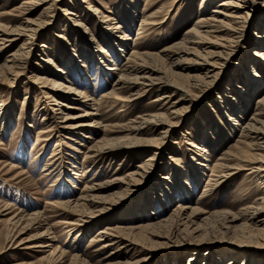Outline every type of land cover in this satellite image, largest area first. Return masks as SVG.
Listing matches in <instances>:
<instances>
[{
  "label": "rangeland",
  "instance_id": "rangeland-1",
  "mask_svg": "<svg viewBox=\"0 0 264 264\" xmlns=\"http://www.w3.org/2000/svg\"><path fill=\"white\" fill-rule=\"evenodd\" d=\"M26 1L35 0H0V32L3 28L21 27L25 18H39L42 9L48 5L47 1V3L42 2L25 14L24 7L29 4ZM199 1H49L52 2L47 18L50 19V23L42 25L36 35L30 38L31 42L25 45V47L30 45L26 58L29 62L28 68L22 71V74H18L16 79L1 72L3 70L0 68V102L4 103L2 113L0 112L2 116L0 119V160L3 161L0 162V264L20 262L80 264L73 262L69 256L61 258L60 261L50 259L49 252L52 249L50 246L42 247V245L50 242L62 246L66 239L69 242L68 246L73 242L76 238V228L68 236L66 229L72 227L69 222L78 218V213L72 214L64 209H52L48 202L77 198L84 184L91 183H102L103 186L96 190L97 194L103 198H113V200L106 204L108 208L105 211L99 213L98 216L89 217L86 219L87 222H84L82 234L73 242V244L78 243L82 251L93 250L104 243L103 239L93 243L89 241L90 236L106 224L129 225L139 222L147 223L156 220V217L164 218L172 214L177 202L180 201L188 206L199 207L205 212L193 221L195 224L192 227L200 223L201 219H205L207 223L213 224L214 229L216 228V237L222 241L216 248L209 244L198 247L197 260L193 264H203V261L206 264H227L230 256L219 261L222 259L221 251L230 250L227 248L229 247L227 243L223 241L236 240L234 231L219 235L222 220L220 217L213 218L212 216L211 218L206 214L226 213L231 216L243 208L253 207L255 202L259 201L258 197L264 196V171H259V175L253 172L260 162H252L250 152L243 149L237 141L243 131L242 125L249 121L253 114L258 97L264 96V59L251 57L257 45L252 44L257 41L254 34L264 30V24H262L264 22L260 19L263 16L261 9L256 7L255 11L250 12L244 23L243 36L232 44L233 46H228L231 47L228 52L235 49L234 55L231 53L227 58V55L223 54L221 68L212 79L206 82L199 81L200 83L196 86H191L193 82L191 75L198 74V78H203L201 77L203 71L191 68L176 69L180 76L171 77V79L176 83L185 84L188 90L184 94L186 99L176 105L183 112L178 119L173 120L175 125L172 130L166 135L163 134V137L160 136L161 132H158L163 131V128H158L157 132L155 131L152 135L134 136L136 139L159 138L154 142L157 146L129 143L130 146L122 147L120 150L133 148L138 151L128 158H117L111 162L101 158L91 163L85 157V154L91 153L89 148L97 141L100 143L108 138L120 137L119 141L114 142L116 143L121 140L126 141L128 137L133 136L132 134L124 136L128 134V130H124V127L130 123L129 121L135 120L137 115L144 116L165 110L167 105L163 107L162 101L155 100L161 91L156 87L139 96L132 95L133 99L127 103L114 96L105 97L104 93L112 89L118 76L117 70H108L106 66H113V62H118L122 66L127 55L133 50L149 54L148 59L151 63L162 65L160 61H157L158 56L162 54V49L181 40L185 31L192 26L198 15ZM213 1L207 4L205 13H210L209 11L221 0ZM88 5L97 10L87 9ZM145 6L150 11L159 9L158 20L161 21L145 26L140 37L137 38L136 32L141 19V10ZM68 10L74 14L66 13ZM104 15L112 19L101 22V19L105 18ZM75 20L80 24L71 25L70 22L73 23ZM116 22H119L121 26L114 29ZM125 37L128 39L125 40ZM24 41L22 37L17 41H7L3 45L0 50V67L6 59L11 58L9 54L15 52ZM101 47L104 48L103 51L99 50ZM201 49H199L200 52ZM227 50L225 49L226 52ZM48 57L55 63L47 65ZM252 62L254 65L258 64L255 71L259 76L255 78L262 85L259 91H253L249 85H246L247 81L242 69L243 66L248 69ZM41 64L42 68L52 70L60 68L62 72H65V74L60 73L63 83L73 84L74 88L88 94L99 103L103 98L101 103L93 104V100H90L88 105L78 103L73 96L70 95L69 98V93H62V96L55 94L48 99L41 96L42 89L34 83L35 77L33 76L42 74L35 71ZM186 74L189 75L186 76ZM119 94L125 97L128 92L120 91ZM56 97L69 106L54 105L55 100L51 99ZM76 97L83 98L78 95ZM176 98L177 95L172 99ZM89 111L96 112L97 114L93 116H97V119L101 121L96 130L92 132L93 139L83 138L82 131L70 132L58 126L49 133L47 132L48 140H44L45 143L43 142L35 149L37 131L44 127L48 119L49 124L54 118L60 120L65 116L72 117L67 122L85 120L91 116L85 114ZM43 116L46 118L43 119ZM3 117L8 122V124L4 122L7 124L6 129L3 126ZM55 148H57V154L51 156ZM229 149L240 152L239 159L232 162L242 164L245 169L234 170V173L222 182H218L208 192L206 191V195H203L202 191L212 173V166L216 161H220L223 152ZM120 150L111 148L109 151ZM152 150H155V156L150 160V166L151 163L154 165L148 169L150 172L144 171L142 176H137L138 181L131 185L130 189L128 187L126 189V186L121 183L107 182L110 178L122 177L129 171L135 170L137 165L153 152ZM52 158L56 161L53 164L48 163L47 161ZM250 162L252 164L247 166L246 164ZM250 166L255 167L249 169ZM47 171H52V173L48 174ZM127 195L129 197L125 198ZM3 205L9 208L4 209ZM19 209L24 210V214L40 212L41 217H45L44 221H40V228L37 224L31 223V225V221L26 219V221H19L18 226L11 230L8 218L17 215ZM17 218L18 216L12 221ZM254 221L256 222L251 223L258 225L257 219ZM240 222L239 220L236 224ZM14 230H20V232L17 234ZM10 232L17 235L9 242L5 237ZM133 235L137 241H141L145 250L140 254L129 252L126 256L109 259L107 263L187 264V257L191 255L193 245H196V242L192 240L185 241L184 244H176L172 241L156 245L149 239L141 240L137 234ZM48 237H55L56 240H49ZM250 245L236 252L247 255L245 263L254 256L255 259L260 258L257 264H264V249H260L263 247ZM115 247L111 245L101 248L94 251V255L91 254L92 256L88 258L93 264H97L98 258L116 250ZM67 248L72 252L73 247ZM67 248L65 249L68 251ZM241 261V256L232 257L230 264H241Z\"/></svg>",
  "mask_w": 264,
  "mask_h": 264
},
{
  "label": "bare ground",
  "instance_id": "bare-ground-1",
  "mask_svg": "<svg viewBox=\"0 0 264 264\" xmlns=\"http://www.w3.org/2000/svg\"><path fill=\"white\" fill-rule=\"evenodd\" d=\"M46 1L48 2V5L42 9L39 18H25L23 19V24L21 27L12 29H1L0 50L3 48V45L6 44L7 41H17L22 37H24L25 40L24 43L19 46V48H16L15 52L9 54L11 58L6 59L5 63H3V65H1L0 67L3 70L1 72H4V74L6 75H11V78L14 77L16 79V76L18 74H22V71L28 68L29 62L26 58L29 54L30 45H28V47H25V45L31 42L30 38H33L34 35H36L37 31L41 28L42 25L50 23V19H47L49 15L48 12L52 3L49 2L50 0L26 1L29 4H26L24 7L25 14L30 12L35 5L41 4L42 2ZM174 1L176 0H173V2ZM210 1L213 0H200L198 4V15L195 22H193L192 26L187 31H185L181 40L173 42L172 44L167 45L162 49V54H160V56H158L157 58V61H160L162 65L151 63V61L148 59V57L150 56L149 54L133 50L129 55H127L126 59L122 63V66H120L118 62H113V66H106V69L108 70H117L118 76L116 77L112 89L104 93L105 97L114 96L118 100H123L127 103L131 102V100L133 99L132 95L139 96L142 93L156 87L161 91L155 100L162 101L161 103L163 104V107H165V105L167 106L164 111L155 112L153 114H146L144 116L137 115L135 120L129 121L130 123L126 124V126L124 127V130H128V134L124 136L127 137L132 134V140H130L131 137H128V140H126L127 138H125L126 141L121 140L122 142L120 141L114 143L115 141H119L120 137H113L108 138V140H102L100 141V143L99 141H97L95 144L92 145V147L89 148V150H91V153H88V155L85 154L87 161L94 163L96 162V160H100L101 158H103L104 161L111 162L112 160H115L117 158H128L130 155L138 151L136 149L133 150V148L130 150H120V148L122 147L130 146L129 143H145L150 146L156 145L154 144V142L157 141V139L159 138L156 139L151 137L146 139H136L135 137L138 134L152 135L156 130H158V128H163V131H158L161 132L160 136L163 137V134L166 135L169 131L172 130L173 125H175L173 120L178 119L180 117V114L183 112V110L181 108H178L176 105H178L179 102H181L182 100L186 99L184 97V94L188 89L187 86H184L185 84L179 82L176 83L173 79H171V77L178 78L180 76V74L176 72V69L187 70L188 68H191L193 70L203 71V75L201 76L203 78H198V74L191 75V81H193H190L191 86H196L200 82H206L207 80L212 79L221 68V60L223 54H226L227 58L231 55V53L234 55L235 49H232L231 52H228L231 49V47L228 46H233L232 44L236 43L237 40L243 36V31L245 29L244 23L247 21L250 12L255 11L256 7L261 9L263 12L261 15L263 16H261L260 19L264 22V0H221L217 3V5H215V7H213L209 11L210 13H205L207 4ZM87 9L97 10L94 7H91L90 5L87 6ZM141 12V19L139 21V26L137 27L136 32L137 38L140 37L139 35H141V33L143 32L145 26L154 25L161 21L158 20L159 9L155 11H150L148 7L145 6L141 10ZM66 13L71 14L72 11L68 10ZM104 16L105 18H103V20L101 19V22H106L112 19L108 15ZM70 23L71 25L80 24V22L76 20L73 23L72 21ZM120 26L121 25L119 24V22H116L115 27L113 28H120ZM25 31H28L29 33ZM254 36L255 39L257 38V41L252 44L257 45H255L256 48L253 49L254 51L251 54V57L256 59L257 57H260L261 59H264V51H262L264 49V30L256 32ZM126 37L124 38L125 40L128 39ZM44 46L46 47V45ZM200 48H202L201 52L199 51ZM225 49H228L227 52L225 51ZM99 50L103 51L104 48L101 47V49ZM54 63L55 62L53 59H51L50 57L47 58V65H51ZM38 66L39 68H36L35 71L42 74H34L33 76L35 77L34 83L38 84L37 87L42 89L41 96L48 99L50 97H53V95L55 94L62 96V93H69V98L70 95L73 96V98H75L78 103L82 102L88 105L90 100H93V104L99 103L98 100L89 97L88 94H85L84 92L78 90L76 87L74 88L73 84L63 83L61 80L63 79L61 74H65V72H62L60 68H58L57 70H52L51 68L40 67L42 66V64ZM249 66L250 67L248 69H246L245 66L242 67L245 74V80L247 81L246 85H249L253 91H259L262 85L260 81L255 78L259 76L255 71V68L256 66H258V64L254 65V62H252ZM188 75L189 74H186V76ZM120 91L128 92V94L125 97H122L119 94ZM77 95L78 97L83 98H77ZM175 95H177V98L173 100L172 98ZM102 99L103 98L100 99V103ZM51 100H55L54 105L61 104V106H69L68 104H64V102L59 100L57 97L52 98ZM3 105L4 103L0 102L1 113ZM123 106L124 105L122 104V107ZM233 111L234 113H236L234 109ZM85 114L91 115L90 118L85 120L79 119L73 122H67L70 120L69 118L72 117L65 116L60 120L54 118L50 124L48 122L50 120L48 119L44 127L42 129H38L37 131L35 149L39 147L44 142V140H48V137L46 135L47 132L49 133V131H52L58 126L61 128H65L70 132L82 131L83 138L93 139L94 137L92 135V132L96 130V127L100 125L101 121L99 120V118L97 119V116H93L97 114L96 112L89 111ZM237 116L242 117L240 115ZM1 117L2 116L0 115V119ZM45 118L46 116H43V119ZM3 120V126H5L6 129V125L8 124V122L4 119V117ZM4 122L7 124H5ZM242 126L243 131L239 135L240 138H238L237 141L241 144V147L243 149H246L248 152H250V160L252 162H260V164H257L255 171H253L257 175H259V171H264V96L258 97L256 107L254 108L250 120L244 123ZM121 139L123 138L121 137ZM111 148H116V150L119 149L120 151L110 152L109 150ZM56 149L57 148L54 149L51 156H55V154H57ZM152 151L153 152L151 154L145 157L146 160H143L141 164L137 165L135 170L129 171L122 177L110 178L109 180H107V182L121 183L126 186V189L127 187L128 189H130V186L134 185L135 182L138 181L137 176H142L144 171L147 172L148 169H151L154 165V163H151L150 166V160L154 159L155 156V150ZM239 153L240 152H234L231 149L227 150L226 152H223V155L220 158L221 160L216 161L212 166V173H210L211 175L206 183V186H204L202 191L203 195H206V193L212 187L218 184V182H222L225 178L230 176L231 173H234V170L245 169L242 164L232 162L235 159H239ZM52 159L47 162L53 164L56 160L55 158L53 160ZM0 162L3 161L0 160ZM251 164L252 163L250 162L246 165L248 166ZM254 167L255 166H250L249 169H253ZM87 169L88 168H86V170ZM46 173L51 174L52 171H47ZM101 186H103L102 183H91L89 185L84 184V187L77 198H67L66 200H53L51 202H48V205L52 209H64L69 212H72V214L78 213L79 217L76 218L74 221L69 222L72 227L66 229V233L68 236L72 232V230L76 228L77 232L75 233V241L76 239H79L80 235L82 234V227L84 225V222H87L86 219L91 216H98L99 213H102V211H105L108 208L106 204L110 200H113V198H103L101 195L97 194L96 190L98 188L100 189ZM128 197L129 196L127 195V197L125 198ZM258 199L259 201L255 202L253 207L243 208L238 213L231 216H228L226 213L206 214L208 215V217H220V219L222 220V225L219 230L221 234L219 235H226L231 230L234 231L235 234L234 238L236 240L223 241V243H227V245L229 246L227 248H230V250H222V259L219 261H222L225 257L230 256L226 262L227 264H230L232 263V257L234 258L241 256V264H244L247 255L243 253H238L236 251H239V249L241 248L244 249L246 247H249L251 246L250 244L263 247L260 249H264V196L258 197ZM2 207L4 209L9 208V206L6 205H3ZM23 212L24 210L19 209L17 215H12L8 218L11 225V230H13L14 227H17L18 222L21 220L26 221L27 219L31 221L30 224H37L38 228H40V221L45 220V217L42 218L40 212L38 211L37 214L34 212L24 214ZM201 213L205 212L200 210L199 207L188 206L186 205V203L183 204L179 201L177 202V206L173 209L172 214L164 218L156 217V220L154 219L147 223L139 222L136 224L129 225L117 224L115 226H111L109 224H106L103 228L99 229L98 232L90 236L89 243H93L94 241H99L102 239L104 242L99 247H96L93 250L88 251V249H85L82 251L78 243L73 244V242H75L74 240L68 246L69 242H67V239L64 241L62 246H59L55 243L47 242L43 244L42 247L50 246V248L52 249L49 252V255L51 254L50 259L60 261L61 258L69 256L73 262H78L80 264H93L88 257L92 256L91 254L94 255V251L112 245L116 246V250H112L107 255L98 258L97 261V264H111L107 263L109 259L126 256L129 252H131V254H140L145 250L144 245L140 243L141 241H137L133 237V234H137L141 240L149 239L152 243H156V245H159L160 243L167 244L172 241H175L176 244H182L185 241L190 242L192 240L196 242V245H193V249H191L192 253L189 257H187V264H193V262L197 260L196 253L199 251L198 247H202L204 245L209 244L211 247L216 248L218 246V243L222 242L216 237V228L214 229L213 224H209L204 221L205 219H201L200 223L192 227V225L195 224L193 223V221L197 219ZM17 216L18 218L12 221V219L16 218ZM84 217L87 218L84 219ZM205 218L207 219V217ZM255 219H257L258 225L251 223L256 222L254 221ZM239 220L241 222L239 224H236V222ZM247 222L249 224H247ZM164 229H166V231ZM199 231L200 233H198ZM16 232L18 234L20 230ZM17 234H13L10 232L9 235L5 237V239L10 242L13 238L16 237ZM144 237H146V239ZM48 238L49 240H56L55 237ZM67 247H73L72 252ZM65 248H67L68 251ZM253 257H250V260H247V263L257 264L260 258L258 259L256 257L255 259ZM14 264L29 263L20 262ZM122 264L128 263L125 262ZM203 264H206V262L203 261Z\"/></svg>",
  "mask_w": 264,
  "mask_h": 264
}]
</instances>
